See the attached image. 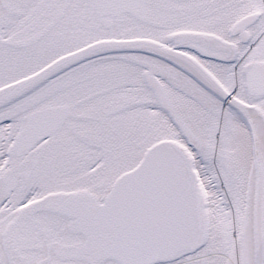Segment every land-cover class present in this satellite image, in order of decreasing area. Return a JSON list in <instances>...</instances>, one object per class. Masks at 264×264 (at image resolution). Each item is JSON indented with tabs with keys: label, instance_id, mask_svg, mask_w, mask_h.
I'll return each mask as SVG.
<instances>
[{
	"label": "snow or ice",
	"instance_id": "obj_1",
	"mask_svg": "<svg viewBox=\"0 0 264 264\" xmlns=\"http://www.w3.org/2000/svg\"><path fill=\"white\" fill-rule=\"evenodd\" d=\"M0 264H264V0H0Z\"/></svg>",
	"mask_w": 264,
	"mask_h": 264
}]
</instances>
